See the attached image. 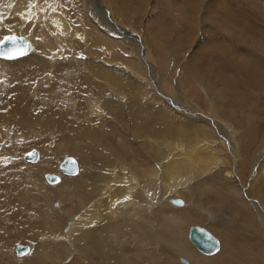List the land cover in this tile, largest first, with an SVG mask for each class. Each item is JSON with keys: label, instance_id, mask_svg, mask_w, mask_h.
Wrapping results in <instances>:
<instances>
[{"label": "bare ground", "instance_id": "obj_1", "mask_svg": "<svg viewBox=\"0 0 264 264\" xmlns=\"http://www.w3.org/2000/svg\"><path fill=\"white\" fill-rule=\"evenodd\" d=\"M199 1L184 0L194 52L176 70L182 34L158 30L156 13L124 25L125 0H0V37L29 46L0 56V119L18 120L0 128V264H264V183L243 192L239 179L260 124L227 120L264 89V1ZM156 63L176 77L150 80ZM38 74L29 100L22 83Z\"/></svg>", "mask_w": 264, "mask_h": 264}, {"label": "rangeland", "instance_id": "obj_2", "mask_svg": "<svg viewBox=\"0 0 264 264\" xmlns=\"http://www.w3.org/2000/svg\"><path fill=\"white\" fill-rule=\"evenodd\" d=\"M202 0H200L199 1V5H201V4H203V2H201ZM264 1V0H263ZM117 2V1H116ZM179 2V3H178ZM181 2V3H180ZM187 2H188V0H187ZM166 3V4H165ZM161 4V5H160ZM170 4V5H169ZM183 4V5H182ZM205 4V3H204ZM182 6V7H181ZM125 9H127L126 10V12H124L125 14H122L123 15V18L124 17H126V16H130L131 18H134V19H136L137 20V23L138 22H143L144 21V19H145V17L147 16V15H151V16H154V15H156V18H157V20H158V30H159V28L160 27H164L165 28V26H166V30L167 31H170L171 32V34H172V32H174L172 35H171V40H174V39H176V35H178V36H180L181 34H182V36H180V37H182V39L181 40H183V39H185V41H182L183 42V46H182V49L181 50H183V51H181L179 54L177 53V60H179V64H177V67H176V70H177V68L178 67H181V66H185V64H186V60H188V55H191L193 52H194V49H192V50H190L187 54H186V52L190 49L189 48V46H190V44L191 43H188V41H190L191 42V38H190V27H189V22H187V20H189L188 18L190 17V14H192V12H193V9H192V11H191V9H190V7H188V4H186V2H184V0H125V6H123ZM150 7V8H149ZM167 9H168V11H167ZM152 10V11H151ZM159 12V13H158ZM167 12H168V14H167ZM127 13H129V15L127 14ZM156 13V14H155ZM188 13V14H187ZM118 14H120V13H118ZM200 14L201 13H199V16H200ZM125 15V16H124ZM164 15V16H163ZM170 15V16H169ZM186 15V16H185ZM135 16V17H134ZM168 16L172 19V21H171V19H169L168 18ZM189 16V17H188ZM165 17V18H164ZM262 17V16H261ZM125 20H124V22L125 23H123L124 25H128L127 24V22H128V19H126V18H124ZM179 19V20H178ZM143 20V21H142ZM176 20V21H175ZM178 20V21H177ZM161 22H162V24H161ZM258 22V23H257ZM144 23H145V21H144ZM203 23V22H202ZM254 23V22H253ZM253 23H251V24H253ZM255 24L257 25V27L262 31V32H264V15H263V17L262 18H258V20L256 21L255 20ZM254 24V25H255ZM255 25V26H256ZM259 25H261V26H259ZM188 26V27H187ZM201 26H203V25H201ZM243 25H240L239 27H238V29L240 30V29H242L241 27H242ZM254 26V27H255ZM170 27V28H169ZM262 27V28H261ZM168 28V29H167ZM172 28V29H171ZM184 28V29H183ZM256 28V27H255ZM161 29V28H160ZM183 29V30H182ZM186 29H187V31H186ZM238 30V31H239ZM177 31V32H176ZM185 32V33H184ZM179 33V34H178ZM238 33H240V32H238ZM6 34H8V33H6ZM6 34H4V35H6ZM147 34V33H146ZM176 34V35H175ZM223 34H225V33H223ZM244 34V36H245V33H243ZM3 35V36H4ZM201 35V36H200ZM227 35V34H226ZM3 36H1L0 37V40L3 38ZM186 36V37H185ZM199 36L200 37H203V35H202V33L201 32H199ZM198 35H197V39H198V37H199ZM247 38V37H246ZM248 41L250 40L251 42H252V38L251 37H248V39H247ZM147 41V40H146ZM145 40H144V42H146ZM245 42L246 41H242L241 43H237V44H245ZM196 43V42H195ZM189 44V45H188ZM192 47V46H191ZM186 48H188V49H186ZM186 50V51H185ZM168 51H169V49H168ZM186 55H185V54ZM169 54H170V56L171 57H175V55H176V49H170V51H169ZM179 55H181V57L179 56ZM24 57V56H23ZM21 58V57H20ZM183 59V60H182ZM144 60V59H143ZM145 61V60H144ZM173 61V58H171V62ZM157 64V69L160 71V72H162L161 74H158V75H156L155 76V74L153 73L154 72V70L153 71H151L152 72V74H151V72H150V75H149V79L151 78V79H156V83H158V84H163V81L165 80V78L164 77H162V76H165V74H167L169 77H172V79L174 78V77H176L175 76V72H173V73H169L168 71L167 72H165V66H162V64H160L159 63V65H158V63H156ZM171 64V63H170ZM181 64H183V65H181ZM162 68V69H161ZM164 68V69H163ZM165 72V73H164ZM186 72V71H185ZM173 74H174V76H173ZM170 75H172V76H170ZM156 77V78H155ZM38 78V79H37ZM42 77H41V74H38V75H36V77L34 78V79H32V81H28V83H25V81H24V83H22V85H23V88H22V93L23 92H25V91H23V90H28L27 91V93H26V98H28L29 100H33V99H35L38 95H39V91H40V89L39 88H41V87H36V88H33L34 86L32 85L33 84V82L34 83H38L39 82V80L41 79ZM150 79V80H151ZM163 80V81H160V80ZM42 80V79H41ZM37 81V82H36ZM30 82V83H29ZM153 84H155V83H153ZM26 85V86H25ZM29 85V86H28ZM30 86H32V87H30ZM26 87V88H25ZM154 87V86H153ZM263 87V86H262ZM28 88H30V89H28ZM32 88V89H31ZM264 88V87H263ZM34 89H36V90H34ZM186 89H188V88H186ZM255 90H258V88H256V87H253V89H249V91L251 92V94H252V92H253V95H252V97L251 96H249V99H252L251 101L252 102H249V100H247V102L245 103V109H242V108H240V106L239 105H236V106H234L233 108H235V109H233L232 110V113H234V115H233V117L231 116V118L232 119H227V120H232L233 122H235V123H238V122H240L239 121V119L241 120L242 119V116L241 115H244V113H249L248 115H249V120L252 122V123H254L255 121L258 123V124H260V137H259V139H258V141H257V144L253 147V149H252V156H253V159H255L254 161H252V163L249 165V167H247L246 169H245V171L244 172H242V174H241V172L240 171H236L237 173H239V179L240 180H242L241 181V183L240 182H238V183H240L241 185H243V186H240V189H241V191H243L244 192V189H245V191L247 190V189H251V191L252 192H255V189H257V188H255V185H253L252 183H253V180L259 175V177L261 178L260 179V181H262V183H264V147L263 148H261V142L263 141V138H264V89H261L260 91L258 90L257 91V93H256V91ZM21 93V94H22ZM30 94V95H29ZM227 97H228V99H230V100H232L233 99V93H229V92H227ZM261 94V95H260ZM32 98V99H31ZM20 99V96L18 97V98H16V97H11V101H12V103H10V104H12V106H14V108L12 107V110L13 109H15V108H21L22 106H23V104H25V102L26 101H24V103H22V101H20L19 100ZM20 102V103H19ZM20 105H19V104ZM247 103H248V105H247ZM208 107V106H207ZM226 109H228V108H230L229 106H226L225 107ZM248 108V109H247ZM15 110H17V109H15ZM15 110H13V111H15ZM243 110H248V111H246V112H244ZM242 111V112H241ZM228 113L226 112V116L228 117V115H227ZM239 114V115H238ZM247 115V116H248ZM244 118V117H243ZM234 119V120H233ZM8 120V121H7ZM14 120V121H13ZM13 121V122H12ZM6 122H8V123H13L12 125H13V127H15L16 125H17V123H18V120L17 119H13V117L11 118V119H0V128H5V127H7V125L5 124ZM4 124V125H3ZM3 125V126H2ZM2 126V127H1ZM5 126V127H4ZM12 127V126H11ZM35 128V129H34ZM32 127V130H30V131H28L29 133V135L31 136V135H34V131H36V126L35 127ZM40 129V128H39ZM45 135H46V133H44ZM0 139L2 140V138L0 137ZM11 144V143H10ZM9 144V145H10ZM2 148H1V151H2V149H4L5 148V143H2ZM33 148H36V147H32V149ZM31 149V148H30ZM226 149H227V147H226ZM34 150V149H33ZM4 151V150H3ZM247 153V152H246ZM261 153V154H260ZM259 155V156H257V155ZM64 156L66 155V154H63ZM62 155V156H63ZM69 156H71V155H69ZM73 156V155H72ZM76 156V155H75ZM231 157V158H230ZM230 157H229V160H230V162H232L233 161V159H234V156H233V154H231L230 155ZM26 161H28V160H26ZM256 161V162H255ZM29 162H31V161H29ZM262 162V163H261ZM32 163H34V162H32ZM262 165V166H261ZM253 168V169H252ZM238 170V169H237ZM262 171V172H261ZM240 174H241V176H240ZM235 178H236V180L238 179L235 175H233ZM233 176H231V177H233ZM233 177V178H234ZM252 185H253V187H252ZM263 186H264V184H263ZM260 191H262V194L264 195V189L263 190H258V192H260ZM253 195H256V193H254ZM180 198V197H179ZM255 214H257L256 216H258L261 220H262V218H261V216L258 214V213H256V211L254 212ZM258 217H257V219H258ZM259 220V219H258ZM263 221V220H262ZM245 223H247V221H245ZM259 223H261V221L259 220V222H258V224ZM244 226H246V225H244ZM246 228H247V226H246ZM248 229H246V231H247ZM188 236H189V234H188ZM255 236H253V238H252V240H254L255 241ZM26 239H20V240H16L15 242H13L12 243V245H15V244H17V243H23L24 241H25ZM193 242V241H192ZM259 246H257V248H258ZM254 248H256V246L254 247ZM183 264V263H182Z\"/></svg>", "mask_w": 264, "mask_h": 264}, {"label": "water", "instance_id": "obj_3", "mask_svg": "<svg viewBox=\"0 0 264 264\" xmlns=\"http://www.w3.org/2000/svg\"><path fill=\"white\" fill-rule=\"evenodd\" d=\"M5 37H15V43L11 40H5ZM0 41V52H3L4 55H0L4 58H14L21 53L25 54L29 50V46L22 39L16 35L8 34ZM38 154L35 151L27 154L28 159H36ZM65 172H76L77 163L71 157L67 158L65 165L63 166ZM56 179V178H55ZM192 239L197 243V245L204 251H214L217 249L219 241L207 230L199 229L198 227H193L191 231ZM18 253H25L28 251V247L25 245H19L17 248Z\"/></svg>", "mask_w": 264, "mask_h": 264}, {"label": "snow or ice", "instance_id": "obj_4", "mask_svg": "<svg viewBox=\"0 0 264 264\" xmlns=\"http://www.w3.org/2000/svg\"><path fill=\"white\" fill-rule=\"evenodd\" d=\"M15 37H5V40H11L13 43H15ZM21 54H23V53H21ZM0 55H4V53L3 52H0Z\"/></svg>", "mask_w": 264, "mask_h": 264}]
</instances>
